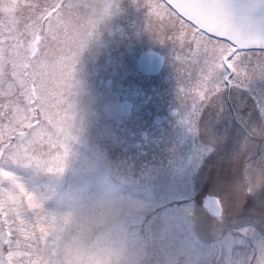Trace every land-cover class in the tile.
Wrapping results in <instances>:
<instances>
[{
  "label": "snow or ice",
  "instance_id": "6c2138e0",
  "mask_svg": "<svg viewBox=\"0 0 264 264\" xmlns=\"http://www.w3.org/2000/svg\"><path fill=\"white\" fill-rule=\"evenodd\" d=\"M70 6L0 0V264H62L44 177L63 172L78 139L74 73L98 23L81 38L64 24ZM143 6L180 73L168 175L127 169L146 219L161 211L155 192L177 209L153 221L143 264H264V0Z\"/></svg>",
  "mask_w": 264,
  "mask_h": 264
},
{
  "label": "flooded vegetation",
  "instance_id": "af4514ba",
  "mask_svg": "<svg viewBox=\"0 0 264 264\" xmlns=\"http://www.w3.org/2000/svg\"><path fill=\"white\" fill-rule=\"evenodd\" d=\"M146 14L143 0H122L106 18L111 28L119 26L120 31L125 24L128 29L100 43L105 53L102 62L114 75L102 81L100 116L96 118L101 133L93 131V121L84 122L82 132L89 142H97L114 153L123 150L126 155V150L133 149L146 155L142 148L152 147L156 150H152L150 160H165L179 132L176 109L180 73L171 45L160 44L145 30ZM98 30L101 29L97 28L89 41ZM142 60L153 69L159 68L158 72L144 73ZM142 121L146 124L141 125Z\"/></svg>",
  "mask_w": 264,
  "mask_h": 264
},
{
  "label": "rangeland",
  "instance_id": "374dc122",
  "mask_svg": "<svg viewBox=\"0 0 264 264\" xmlns=\"http://www.w3.org/2000/svg\"><path fill=\"white\" fill-rule=\"evenodd\" d=\"M122 3V0H112L113 8L116 3ZM112 8V11H113ZM22 13V9L19 10ZM120 24V23H119ZM98 32L88 42L85 48L79 55L78 62L75 69V80L77 86L75 89L74 101L76 105V120H79L84 128V122L88 123L93 121V131L101 133L99 119V101L100 94L103 90L102 81L104 78L111 76L114 71L107 68L102 62L105 57V53L101 44L106 38L110 39L114 35H119L123 30L128 29L127 25H122L121 30L119 26L111 28L107 19H105L101 25L98 26ZM117 29V33H115ZM97 49H96V48ZM91 62V63H90ZM114 75V74H113ZM94 121L96 123H94ZM146 121H142L141 125L146 124ZM148 122V121H147ZM98 126V128H96ZM85 134L81 132L77 141L71 145V155L67 160L66 166L72 161V167L74 170L79 171L81 176V182L86 183L90 188L95 187L98 178H102L105 181L117 185L122 194L129 199H140V193L136 191L129 181V174L127 169H133L137 172L148 168H160L164 171L165 175H168L166 171L167 161L169 155H166V159H154L150 160V154L152 150H156L152 147L145 149L146 155H143L142 150H126L127 154L123 153V150H118L114 153L113 150L107 149L99 143L89 142L83 138ZM55 155V153H53ZM152 155V154H151ZM162 160L160 164L159 161ZM109 162H112L115 166H112ZM64 168V170H65ZM63 170V171H64ZM58 173V172H57ZM72 176L69 173L65 174L62 181L57 183L52 174H48L44 177L48 187L44 193L46 200L45 203L50 213L55 217L56 221V236L58 238L59 249L62 240L63 229L61 227L62 219L66 213L70 210L68 204L63 199V193L70 190ZM154 200L151 211H155L156 208H160L161 211L156 213L149 219V209H141L139 215L136 218L135 234L137 238L142 242L144 246L146 237L158 232L160 230L159 225H154L153 221L157 216L164 217L168 213L177 211L176 207H168L172 205L173 195L168 192H155L152 194ZM191 232V229H189Z\"/></svg>",
  "mask_w": 264,
  "mask_h": 264
},
{
  "label": "clouds",
  "instance_id": "9594fccd",
  "mask_svg": "<svg viewBox=\"0 0 264 264\" xmlns=\"http://www.w3.org/2000/svg\"><path fill=\"white\" fill-rule=\"evenodd\" d=\"M70 4L64 11V24L81 38L86 36L83 25L90 17L98 20L95 31L108 17L103 15L108 0H70ZM88 42L89 39L86 45ZM73 132L81 135L79 120L75 121ZM66 173L72 179L70 190L62 194L70 209L61 224L62 264H143V245L135 234L141 210L139 199L126 198L117 185L102 178L90 188L81 182L82 174L73 169L72 161L63 172L52 176L59 183Z\"/></svg>",
  "mask_w": 264,
  "mask_h": 264
},
{
  "label": "water",
  "instance_id": "95a60500",
  "mask_svg": "<svg viewBox=\"0 0 264 264\" xmlns=\"http://www.w3.org/2000/svg\"><path fill=\"white\" fill-rule=\"evenodd\" d=\"M147 71V70H146Z\"/></svg>",
  "mask_w": 264,
  "mask_h": 264
}]
</instances>
